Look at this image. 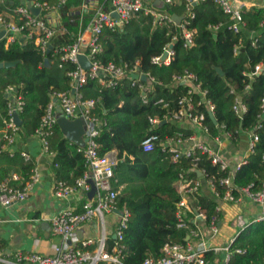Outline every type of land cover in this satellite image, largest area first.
I'll list each match as a JSON object with an SVG mask.
<instances>
[{
  "label": "trees",
  "instance_id": "1",
  "mask_svg": "<svg viewBox=\"0 0 264 264\" xmlns=\"http://www.w3.org/2000/svg\"><path fill=\"white\" fill-rule=\"evenodd\" d=\"M42 1L57 4L60 0ZM189 1L173 0L166 7L174 17H179L180 22L186 21L187 27L195 30L192 46L185 45L182 31L175 23L154 25L153 16L145 10L136 13L123 28H105L100 35L103 46V51L97 55L100 63L133 65L139 61L140 69L156 78L153 83L142 81L148 87L147 102L143 101L144 92L133 85L129 77L116 87L103 86L98 79H89L79 88L84 98L99 99L96 112L107 121L97 138L100 152L118 151L115 186L120 189V205L126 203L131 211L124 239L126 264H143L148 256H162L166 242H186L189 232L188 228L178 227L176 213L181 194L176 182L184 169L192 176H198L197 171L191 169V160L183 158L173 162L162 147L146 152L142 146V140L152 132L158 133L163 139L179 132L185 136L192 133L191 129L182 128L173 122L152 127L149 121L150 116L162 115L166 111L161 104L156 103L158 99L175 100L186 92L185 85L173 80L174 75L193 72L208 89L209 98L216 104L215 118L218 122L207 114L206 122L211 135L219 133V125H225L233 133L236 143L240 140L241 131L252 129L259 134L255 151L235 174L237 188L234 192L239 195L240 190L249 185H252L253 190H259L264 182V120L261 127H257L264 97V74L252 78L245 74L255 64L264 61V28L260 25L264 21V7L250 8L244 14L245 26L240 32H235L229 27V16L213 0H198L197 4H191L190 7ZM82 2L67 0L60 6L63 30L52 39L54 48L74 42L81 28L88 25L90 13L85 15L81 25L79 6ZM100 2L107 9L108 2ZM21 3L20 0H0V12L12 13ZM189 10L194 12L193 17L188 16ZM175 34H178V40L174 44L175 55L171 63L154 64L153 56L160 55ZM255 38L257 41L253 44ZM236 45L239 46L237 54ZM46 58L49 64H46ZM3 62H15V65L0 67V129L6 125L8 117L6 88L9 85L23 86L25 107L21 114L22 128L26 134H32L36 132L53 93L70 88L69 72L76 68V64L62 63L54 49L44 55L31 39L21 41L18 37L14 41L0 39V63ZM249 84L250 87L246 88ZM236 95L248 107L242 117L233 110ZM50 143L56 152L54 164L58 180L74 183L87 169L78 145L64 138L59 126L50 137ZM0 155L12 162H17L19 158L24 160L21 154L10 156L5 152ZM24 165L28 176L19 184L29 179L34 167L30 162ZM199 166L205 168L210 177L219 179L224 175L207 155H201ZM8 175L9 170L1 169L0 178ZM218 189L224 191L220 185ZM190 201L193 208L200 206L206 210L208 219L205 225L208 226L221 199L213 194L199 192ZM195 214V211L188 212L185 217L190 226H195ZM3 247L0 241V249ZM232 248H242L245 253L234 254L228 264H264V220L242 230L235 237ZM217 257L220 255L207 252L206 264L215 262Z\"/></svg>",
  "mask_w": 264,
  "mask_h": 264
},
{
  "label": "built area",
  "instance_id": "2",
  "mask_svg": "<svg viewBox=\"0 0 264 264\" xmlns=\"http://www.w3.org/2000/svg\"><path fill=\"white\" fill-rule=\"evenodd\" d=\"M34 7L40 8V13L35 14L27 3L17 5L12 13L0 12V33L6 30L2 38L14 41L17 34L31 39L36 47L46 55L52 44V39L63 30L60 6L67 0H60L57 4H49L47 1L32 0ZM110 7L103 8L100 0H83L79 6L81 12V25L86 14L94 10L90 21L85 28H81L76 40L69 44L58 45L53 48L55 53L60 55L62 63L71 62L76 68L69 72L71 77L70 88L66 91L53 93L50 102L45 108L41 122L36 133L41 138L43 150L53 155L50 137L54 135L56 127L59 126V118L66 116L70 119L81 118L85 125L83 142L78 145V151L83 154L87 169L84 174L76 179L74 183L59 179L54 185V195L62 201L61 208L51 219L52 232L61 238V242L55 244L52 253L22 252L18 251L13 256L5 249H0V264H126L124 261L125 232L129 226L131 211L127 204L120 205V189L116 188L115 166L119 161L118 152L115 150L101 153L97 141L104 126L107 125L105 118L97 112L99 99L84 98L79 88L89 79H98L101 85L116 87L121 81L129 77L132 84L138 86L143 93V101H148L146 91L147 85L143 76L146 75V82L153 83L156 78L140 69V62L133 65L128 63L117 64L109 62L102 64L97 60V55L103 51L100 42V35L105 28L118 30L123 28L141 10H145L153 16L154 25L175 23L182 31L186 46L194 44L195 30L187 27V22H176L174 16L167 10H156L147 8L143 0H106ZM164 4L172 3L173 0H162ZM193 0L189 1V7ZM220 6L230 18L229 27L235 32L245 26L244 14L249 10L246 6H235L232 0H213ZM188 16L193 17L194 12L189 10ZM264 28V21L260 24ZM218 27V26H217ZM86 33H89L86 35ZM0 38V39H2ZM178 40V34L172 36L169 43L164 46L160 55L153 56L154 64L169 65L175 55L174 44ZM257 39L253 40L255 44ZM173 46V47H171ZM239 46L236 45L235 53H238ZM167 57L163 59L164 54ZM79 54H86L92 62L90 69H84L78 61ZM249 77L264 74V61L255 64L250 71L245 72ZM175 82L185 85L186 92L175 100L160 98L157 104H161L166 111L162 114L152 115L149 118L152 127L162 123L173 122L177 126L186 128L189 125L192 133L185 136L182 132L174 136L161 138L158 133L152 132L142 140L144 151H153L156 147H162L170 154L173 162H179L183 158L191 160L192 170L197 171L198 176H192L184 169L180 173L179 190L182 197L177 203L178 227L188 228L186 242H166L163 246V255L160 257L148 256L143 264H206V253L223 255V264H228L236 253L243 254L242 248H232L235 238L223 245L213 244L204 237L203 231L197 220L207 221L208 214L200 206L193 208L189 200L200 192L202 179L209 182L213 194L222 202H237L242 196H247L251 201L264 205V182L259 190H253L252 185L242 188L237 195L234 190L237 188L234 182L235 174L243 164L249 161L250 155L255 151L256 143L259 141V134L256 130H248L250 139L248 143V154L242 160L232 164L220 151L213 149L205 141L199 139V133L211 134L210 126L206 122L207 114L215 116L216 104L209 98V91L203 86L198 76L190 71L183 74H176L173 77ZM250 84L246 88H249ZM75 89V93L72 90ZM234 93V90L231 91ZM8 97L5 128L0 132V153L9 152L15 154L14 146L22 131L18 124L16 115L21 117L25 107L23 86L9 85L6 88ZM175 105V106H174ZM247 104L239 95H236L233 110L242 117L247 112ZM259 124L264 120V97L261 102V112L258 115ZM218 124V122H217ZM191 125V126H190ZM190 127V128H189ZM219 133L211 135L219 145L223 144L224 138H233V133L226 129L225 125H219ZM21 155L25 160H30L28 152L22 151ZM201 155H207L211 162L219 168L224 175L219 179L210 177L207 170L199 166ZM13 178L0 179V203L5 207L13 206L18 202L25 201L41 181V173L36 165L28 180L23 184H13ZM218 185L224 188L221 192ZM74 195L82 198L79 206L72 205L70 200ZM195 226H190L185 217L188 212H194ZM222 206L216 208V214L210 218L208 230L216 233L218 231L219 214ZM115 217L113 224H109L108 217ZM236 222L240 232L250 225L243 214H238ZM259 221L264 220V208L258 217ZM96 234L73 240L76 230L84 223H95Z\"/></svg>",
  "mask_w": 264,
  "mask_h": 264
},
{
  "label": "crops",
  "instance_id": "3",
  "mask_svg": "<svg viewBox=\"0 0 264 264\" xmlns=\"http://www.w3.org/2000/svg\"><path fill=\"white\" fill-rule=\"evenodd\" d=\"M143 1L147 8L168 11L166 4H164L162 0ZM232 1L235 6H246L248 9L254 6L264 7V0ZM197 3L198 0L192 1L193 5ZM101 5L104 8V5ZM109 7L110 5L108 3L107 9H109ZM93 12L94 10H91L89 16H91ZM174 18L176 22H180L178 16H175ZM88 34L89 33H86V35ZM17 37L21 39L25 38L22 34H17L16 38ZM66 118L69 120L80 119ZM82 124L85 132V125L83 121ZM183 126L187 128L189 125ZM4 128L5 126L0 129V132ZM21 129L22 131L20 136L18 137L17 143L14 146L15 154H21L22 151H26L30 154L31 159L22 160V158H19L17 162H12L11 160L1 157L0 155V171L1 169L9 170V175L5 178H13V176H17L18 179H12V183L19 184L24 180V178H26V176H28V173L25 171L24 164L30 162L31 164L38 167L41 173V181L25 201L18 202L10 207H5L0 203V241L4 244L3 249H5V251L11 256H13L18 251L52 253L54 245L61 242V238L53 234L51 224L52 217L59 212L62 205V201L58 200L54 195V185L58 180L56 174V165L54 164L56 152L53 155L46 153L43 150L41 138L36 132L32 134H26L22 128V125ZM84 132L82 138L84 136ZM62 134L64 138H67L63 132ZM199 139L205 141L213 149L220 151L227 159H229L232 164L242 160L248 154V143L250 139V134L248 131L240 132V140L238 143L234 142L233 138H224L223 144L219 145L215 142V140H213L211 134L204 135L202 133H199ZM116 151L117 150H115V153L118 152ZM6 153L10 154L9 152ZM14 155L10 154V156ZM176 186L179 191L181 189L179 180L176 182ZM200 193L206 195L213 194L212 188L205 178L202 179ZM241 198L242 199L237 202L220 201L222 211L219 214L218 231L216 233L208 230V226L205 225L206 221L197 220V223L200 224L206 239L210 240L213 244L223 245L228 243L232 238L237 237L240 233V228L235 217L238 214H243L244 217L248 219L250 224L259 221L258 217L260 216L264 205L254 203L247 196H242ZM190 200L189 203L191 204ZM81 201L82 198L79 195H74L70 200L71 204L76 206H79ZM96 224L97 222L82 224L76 230L73 240L76 241L83 237L95 235ZM109 224L111 225L112 223L109 222ZM219 255L220 257H217L216 261L212 262L211 264H223V255Z\"/></svg>",
  "mask_w": 264,
  "mask_h": 264
},
{
  "label": "water",
  "instance_id": "4",
  "mask_svg": "<svg viewBox=\"0 0 264 264\" xmlns=\"http://www.w3.org/2000/svg\"><path fill=\"white\" fill-rule=\"evenodd\" d=\"M22 3H27L28 6L32 9V11L35 14L40 13V8L39 7H34L33 6V1L32 0H20ZM11 3H14V1H11ZM6 33V30H3L0 33V38H2ZM25 38H22L21 41H24ZM173 47V46H171ZM53 48V45H50V48L48 52H50ZM167 57V53L164 54L163 59ZM78 61L79 64L84 68V69H90L92 67V62L88 58L86 54H79L78 55ZM46 64H49L48 58H46ZM15 65V62H3L0 63V67H9ZM220 72L223 74V71L219 69ZM143 79L146 80L147 76L144 75ZM72 93H75V89L72 90ZM212 118L214 119L215 122H217L216 118L214 115H212ZM16 119L18 121L19 125H22V119L19 115H16ZM59 126L61 127L62 132L69 138L72 142L75 144H81L83 142V132H84V127L82 124V119H77V120H69L66 117H60L59 118ZM248 221V219H246Z\"/></svg>",
  "mask_w": 264,
  "mask_h": 264
},
{
  "label": "rangeland",
  "instance_id": "5",
  "mask_svg": "<svg viewBox=\"0 0 264 264\" xmlns=\"http://www.w3.org/2000/svg\"><path fill=\"white\" fill-rule=\"evenodd\" d=\"M114 219L115 218L113 216L108 217L109 222H111L112 224H113Z\"/></svg>",
  "mask_w": 264,
  "mask_h": 264
}]
</instances>
